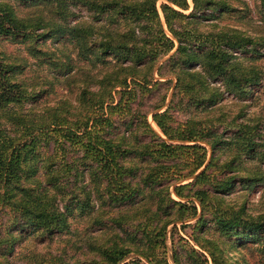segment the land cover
I'll list each match as a JSON object with an SVG mask.
<instances>
[{
	"label": "trees",
	"instance_id": "1",
	"mask_svg": "<svg viewBox=\"0 0 264 264\" xmlns=\"http://www.w3.org/2000/svg\"><path fill=\"white\" fill-rule=\"evenodd\" d=\"M254 2L255 16L247 0H0V213L12 216L0 259L24 238L77 233L90 264H171L168 250L173 264H249L229 253L248 245L264 264V214L224 199L264 187V118L223 104L264 83ZM156 68L175 81L149 121L133 106Z\"/></svg>",
	"mask_w": 264,
	"mask_h": 264
},
{
	"label": "rangeland",
	"instance_id": "2",
	"mask_svg": "<svg viewBox=\"0 0 264 264\" xmlns=\"http://www.w3.org/2000/svg\"><path fill=\"white\" fill-rule=\"evenodd\" d=\"M249 6L252 10L251 15H256V7L254 0H247ZM163 1H159L157 6L159 7ZM78 16L82 17L85 20H89V13L83 8L75 9ZM190 10L185 11L188 13ZM229 22L228 19L222 20L221 24L224 22ZM165 27V26H164ZM202 28H206L203 26ZM5 48L9 52L19 53L25 55L24 46L11 45L9 43H3ZM43 48H48L54 50L57 47L60 48V44L54 43L52 41H46L42 43ZM264 54V50L262 51ZM165 57L162 59L164 60ZM32 62V60H31ZM258 62L264 67V56L261 57ZM47 73V70L44 71ZM154 76L156 80H159V84L156 88L152 89L151 92L146 93L143 97L139 94L136 101L134 102V108L136 110L142 111L147 114V118L151 121L152 111L157 107V109L163 110L169 106L172 94H173V83L175 81L174 76L170 75L167 71V68H163L160 71V74L157 72V68L154 71ZM63 85L57 84V90L62 91ZM224 112H226L228 118L236 116L239 110V107L242 104H245L244 108L245 117L239 119L238 121H245L247 118L253 117H262L264 118V83L254 89V93L251 98H248L246 101H239L233 99L231 96H227L223 100ZM177 121H183L185 116L182 113H174ZM157 130V128L154 126ZM209 149V147H208ZM185 180L183 182H187ZM175 197V195H173ZM176 198V197H175ZM178 199V198H176ZM225 204L228 207V210H237L242 204L245 205L244 213L246 215H251L253 217L258 214H264V187L256 186L253 189L248 191H243L240 185H237L233 192L225 195ZM182 199V201H185ZM12 218L10 214L0 213V237L4 236L6 232V227L9 225V221ZM72 228L78 229L79 235H82V229L84 224L79 226L80 221H74L72 219ZM186 222H193V220H188ZM180 226V223H177ZM210 226V223H207ZM79 226V227H78ZM192 232L191 227H186L185 229H178L177 233L179 236L188 240L189 235ZM78 234H55L52 237L48 235H35L29 238H24L16 244L15 251L7 256V259H0V264H90L91 254L88 253L85 249L80 248L79 240L77 239ZM208 235H212V228L208 230ZM177 238V237H176ZM190 243H192L190 241ZM169 249H170V244ZM257 245H248L246 247L237 248L236 250L230 249L229 253L232 256L233 262H243V260H248L249 264H260L259 255L257 254L256 248ZM170 250H168L167 258L171 264H173L169 258ZM242 256V257H241ZM245 258V259H243Z\"/></svg>",
	"mask_w": 264,
	"mask_h": 264
}]
</instances>
